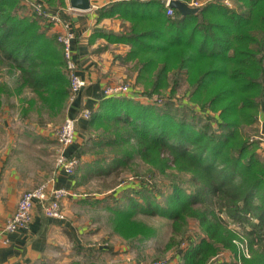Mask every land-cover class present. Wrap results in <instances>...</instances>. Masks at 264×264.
<instances>
[{
	"label": "trees",
	"instance_id": "obj_1",
	"mask_svg": "<svg viewBox=\"0 0 264 264\" xmlns=\"http://www.w3.org/2000/svg\"><path fill=\"white\" fill-rule=\"evenodd\" d=\"M22 8L19 0H0V67L14 76L12 86L0 84V106L2 95L14 93L21 116L33 111L40 121L53 119L70 93L62 47L47 33L43 15ZM98 11V18L123 21L118 32L97 29L128 45L132 84L174 96L183 81L180 102L192 110L176 115L169 108L173 97L163 108L119 95L100 99L91 111L88 127L100 129L94 144L106 150L92 171L139 175L140 165L147 179L168 182L166 192L145 186L144 178L126 184L122 189L135 195L124 193L108 207L112 229L127 241L154 237L155 228L137 214L160 215L171 227L166 248L186 242L171 264H264V158L251 138L258 113L264 132V0H206L194 13L174 8L173 16L161 0H111ZM201 111L207 120L196 127L192 121ZM235 240L246 242L248 257ZM224 253L234 258L221 259Z\"/></svg>",
	"mask_w": 264,
	"mask_h": 264
},
{
	"label": "crops",
	"instance_id": "obj_2",
	"mask_svg": "<svg viewBox=\"0 0 264 264\" xmlns=\"http://www.w3.org/2000/svg\"><path fill=\"white\" fill-rule=\"evenodd\" d=\"M111 0H90L88 9H73L67 7L65 19L69 22V30L73 37L71 48L73 57L78 65V74L87 81L77 97L66 104L63 116L76 118V134L73 143L67 148V154L80 156L81 164L73 175L66 174L55 168L56 139L54 131L40 128V144H35L33 161L20 153L21 139L11 135L9 145L2 157L0 168V228L5 219L15 210L21 194L42 182V178L54 176L56 185L68 189V194L61 202L65 212L64 219L46 217L39 204H35L33 220L28 226L20 227L6 236L7 242L0 240V264H73L72 255L76 251H87V243L77 236L76 217L72 206L81 194L76 190L81 186V179L93 172L92 162L95 158L85 157L82 147L89 145L88 136H84L88 119L80 115L82 108L96 109L100 99L107 97L103 93L106 83L117 82L124 76L123 71L132 72V60L125 59L128 45L125 43L107 41L101 27L121 30V22L116 16L98 18L99 7ZM56 26V25H55ZM60 29L61 26H56ZM100 32L101 34H98ZM131 87V86H130ZM8 104L3 103V111ZM6 112V113H7ZM53 140V143L50 142ZM56 143V144H55ZM54 144V148L52 145ZM24 145V144H23ZM46 147L47 150H46ZM46 152H42L43 150ZM53 156L46 162L47 153ZM93 155V154H92ZM31 160V161H30ZM47 160V159H46ZM30 161V162H29ZM54 168V169H53ZM81 227L86 222L79 223ZM73 247V248H71ZM100 249L114 251V248L101 246ZM82 264V263H79Z\"/></svg>",
	"mask_w": 264,
	"mask_h": 264
},
{
	"label": "rangeland",
	"instance_id": "obj_3",
	"mask_svg": "<svg viewBox=\"0 0 264 264\" xmlns=\"http://www.w3.org/2000/svg\"><path fill=\"white\" fill-rule=\"evenodd\" d=\"M19 1L22 3L23 6H25V8L21 9L24 13L33 14L34 8L31 6L30 3L27 4L23 0H19ZM38 1L41 2L42 6H44L45 8H49L51 12L56 13L59 16L60 20L66 18V16L64 15V11L67 10V7L71 8L69 6L68 0H64L63 5L61 3H56V2H52L51 4H49L47 0H38ZM224 2H229V0H224ZM229 5H231V3ZM42 24H44V21L42 22ZM55 25L61 26L60 22L57 23L52 22L47 33L55 34L57 37V34L60 32V29H58V27L56 28ZM101 28L106 31H115L113 29H107L104 27ZM107 41L109 40L107 39ZM4 68L5 67L2 68L0 67V84L6 82L7 85L12 86L14 84V76L8 73ZM77 69H78V65H77ZM135 73H136L135 70H132V72H130L126 69L123 71L124 76H122V79H120L117 82H111L106 84L107 85L126 84L129 87L131 86L130 87L131 91L129 93H126L125 94L126 96L134 100L144 101L147 99V101H145L147 104L150 103L153 104L154 106L163 107V108H166L165 105L167 104L164 102L165 99L167 97L169 98L173 97L172 99L174 100L173 106L175 107L169 105V108L172 109V111L176 115H183V114L184 115L187 114V116L191 115L192 110L187 108L184 104L182 105V103L180 102L182 98L184 99L186 97L183 96L184 90L186 88V85L185 83H183V81L180 82V85L177 87L174 96L172 95L170 96L167 94L161 96V94H158L157 92L146 93L137 85L132 84V81L135 79ZM86 85H87V81L85 80V86ZM136 93L138 94L134 95ZM18 96L20 95L14 93H12L9 97H7L6 95H2V99H3L2 102L8 104L7 109L9 111L8 112L3 111V105L0 106V168L2 167L1 165L2 157L5 154L7 146L9 145L8 141L11 135L15 136L17 139L19 138L22 140L21 142L22 145L19 148V150L22 149L20 153H23L25 158L31 159L33 161V158L31 156V154L35 152L33 146L35 144L41 143L39 138L40 134H42L39 132L40 128L41 130H45V131L46 129H48L49 131H55L62 123L65 117L63 116L64 111L62 115L56 116L53 119L46 118V120L44 121L38 120L37 114L33 111L30 112L29 117H23L20 115V111H19ZM75 98L70 99L68 97L67 100L68 104L76 100ZM188 103L190 102L188 101L186 105H188ZM205 114L206 113H204V111L195 114L196 115L195 120L192 122L196 123V127L201 126L204 123V121L207 120ZM186 120H189V118L186 117ZM256 128L258 130L257 132L251 134V138L258 140L257 147L259 148V151L262 153V156L264 158V152H262L263 150L262 151L260 150L263 149V145L261 140L259 139L260 130H261V118H259V113L257 114ZM99 130L100 129L96 128L95 125L93 127L91 126L88 127V121H87L86 134L85 131L84 132L82 131L84 136L86 135L90 137L88 141L89 145L86 146L84 143L82 148L85 157L97 158L99 156H102L101 154L106 153L105 149H100L96 147V144H94L98 140H100L96 137L97 136L96 134L99 132ZM75 133H76V127H75ZM52 143L53 140L50 142V144ZM53 146L54 144L52 145V148H54ZM57 146L58 144H56L55 146L56 149ZM47 148L48 147H46V150ZM42 150H43L42 152H46V150L44 149ZM47 154H48L47 157L43 159L46 162L41 160L42 164L45 163L47 164L48 162H50L51 157L53 158L54 156V155L50 156L49 152ZM80 159L81 158L79 156V161H78L79 165L81 164ZM136 163L141 164L139 158H137ZM136 168L140 169L139 175L136 174L134 175L132 172H124L123 170H121L118 173V175L116 174V172L113 173L111 172L108 174H97L96 172L93 171L90 176L81 179V186H79V189L76 190L77 193L81 195L76 197L75 204L77 205L72 206V210L76 217V223H78L76 225L77 236H79L82 241L87 243L89 250L87 251L77 250L76 254L72 255L71 262L73 264H79V263L150 264L152 263L153 260H160L162 264H171L176 260L175 254L178 246L173 245L174 247L172 246L170 248H166L165 245L166 241L170 236L171 227L169 220L163 216L142 214V213L137 214V218L144 220L145 223L155 228L156 235L154 237H147L140 240L127 241L122 237H120V235L115 233V231L112 229L109 219L110 216L109 206L121 203L124 193L135 195V191L131 187L122 189L126 184L136 185L139 184L138 183L139 180L145 179V181H147V183H145V186L149 188H152V186L160 187L163 188L165 192L168 191L167 190L168 182L166 179L160 178V180H158V178L156 179L152 177L151 178L148 177L149 179H147L146 176H144L145 168L141 167L140 165L136 166ZM120 177L125 178V180L118 184V180ZM46 179L47 178H42V181ZM115 183L117 184L115 185ZM84 221L86 222V224H83L81 227V224L79 223H82ZM229 225L230 228H235V229L239 228V227L236 228L237 224H229ZM190 230H191L190 232L197 230V227L193 221L190 223ZM175 238H176L175 240L177 241L179 237L176 236ZM101 246H106L107 248H114L113 249L114 251H109L108 249H100ZM185 246H186V242L184 241L183 243H181L178 249L179 250L184 249ZM229 253H224V255L220 258L221 259L227 258L229 260L233 259L234 257L232 258V255ZM237 264H240L239 261Z\"/></svg>",
	"mask_w": 264,
	"mask_h": 264
},
{
	"label": "built area",
	"instance_id": "obj_4",
	"mask_svg": "<svg viewBox=\"0 0 264 264\" xmlns=\"http://www.w3.org/2000/svg\"><path fill=\"white\" fill-rule=\"evenodd\" d=\"M27 4H31L34 12L43 15L45 21L49 25L60 22L61 31L57 34V41L61 44L65 68L69 78L70 93L69 98L77 97L78 93L85 86V80L78 74L77 63L73 57L71 40L72 33L69 30V22L67 19L60 20L56 13L51 12L41 5L38 0H23ZM166 8V14L173 16L174 7L169 4L170 0H161ZM206 0H185L190 7H199ZM30 6V7H31ZM29 7V6H28ZM176 9V8H175ZM51 24H50V23ZM131 88L126 84L106 85L103 87V93L106 96H119L129 93ZM134 92V91H133ZM133 94V93H132ZM138 93L134 94L137 95ZM80 115L88 119L91 115L89 108H83ZM76 118L65 116L62 123L54 131L55 139L57 141V149L55 151V168L63 170L68 175H73L79 161V156L74 154H67V148L73 143L75 139ZM259 139L262 142L264 149V132L261 130ZM68 194V189L63 186H57L54 176H50L46 180L40 182L36 186L24 191L19 200L15 210L5 219L0 228V240L7 242V234L13 232L20 227H25L33 220V211L35 204H39L43 214L49 218L64 219L65 212L62 205V198ZM238 245V253L246 257L249 256L246 242L243 240H235ZM150 264H162L160 260H153Z\"/></svg>",
	"mask_w": 264,
	"mask_h": 264
},
{
	"label": "water",
	"instance_id": "obj_5",
	"mask_svg": "<svg viewBox=\"0 0 264 264\" xmlns=\"http://www.w3.org/2000/svg\"><path fill=\"white\" fill-rule=\"evenodd\" d=\"M68 2L73 9H88L90 7V0H68ZM169 4L181 14L194 13L197 10L196 7H190L181 0H170Z\"/></svg>",
	"mask_w": 264,
	"mask_h": 264
}]
</instances>
